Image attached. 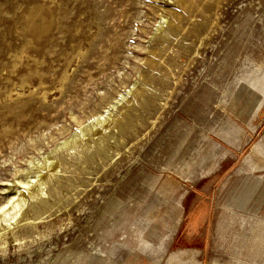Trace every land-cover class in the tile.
Masks as SVG:
<instances>
[{"label": "rangeland", "instance_id": "rangeland-1", "mask_svg": "<svg viewBox=\"0 0 264 264\" xmlns=\"http://www.w3.org/2000/svg\"><path fill=\"white\" fill-rule=\"evenodd\" d=\"M0 208V264H264V0H0Z\"/></svg>", "mask_w": 264, "mask_h": 264}, {"label": "bare ground", "instance_id": "bare-ground-1", "mask_svg": "<svg viewBox=\"0 0 264 264\" xmlns=\"http://www.w3.org/2000/svg\"><path fill=\"white\" fill-rule=\"evenodd\" d=\"M170 29V28H169ZM253 81V80H252ZM251 81V82H252ZM253 87V86H252ZM120 100V99H119ZM118 101V100H117ZM115 101V102H117ZM115 102H113L110 106V109L112 107H115L116 104ZM107 110V112H111V110ZM105 113H102L98 118H96V121L99 123L102 119L104 120L105 118ZM95 122H93L92 124H87L84 128L82 127V130H80V132H82L84 135L90 133V131H92V127L94 126ZM95 127V126H94ZM77 132V131H76ZM83 135V136H84ZM89 135V134H88ZM91 135V134H90ZM93 136V135H91ZM79 137H81V135H79V133H75L74 135H72L70 138H67L65 140H62L60 141L55 147H54V150L58 149V148H61V147H64V146H70L73 142L75 141H78ZM72 147V146H71ZM47 158V161H48V164L49 166L52 165L53 163V160L49 159L48 156H46ZM41 166H45V163L41 162L40 163ZM37 173V172H36ZM43 173V172H42ZM35 175V174H34ZM41 175V173L38 172V174H36L35 176H39ZM44 175V174H43ZM41 178L39 179L38 183L36 182V184L34 185L35 188L33 190L30 189V186L31 185H28L29 182H25V188L28 189L29 191V194L30 195L29 197L32 198V201L33 199L35 198L36 200H40L42 199L43 201V198H44V195H45V191H44V187L46 186L47 184V179L46 177L44 176H40ZM36 179H34L33 181H35ZM27 191V192H28ZM17 192H18V188H17ZM16 193V192H15ZM19 194V193H17ZM51 194V193H49ZM26 195V194H25ZM25 195L24 196H17L16 199H15V196H13L11 198V200H13V202L15 203V200H17L16 204L14 205L13 209L15 208H21L22 204L24 203L25 201ZM27 195V196H28ZM47 195V194H46ZM52 195V194H51ZM52 197V196H51ZM29 200V199H28ZM27 201V200H26ZM13 204V203H12ZM25 204H23L24 206ZM10 207V206H9ZM225 207V206H223ZM260 208V207H259ZM225 209V208H224ZM0 211H2L4 214H2V220H5V216L6 215H9V211H5L3 208H0ZM19 210H17L16 213H18ZM1 212V213H2ZM258 212V211H257ZM239 213H242V212H239ZM237 213H234L230 216L231 219H235V216H236ZM246 214V212H245ZM248 214V213H247ZM246 214V215H247ZM17 215V214H16ZM15 215V216H16ZM239 219V218H238ZM241 221H240V225L242 226L243 228V232L239 233L238 235L240 236V243H235L234 244V248L233 250L235 251V255H233L234 257H237V255L239 254V252L241 251V248L244 246V244L246 242H251V244H253V242H256V246L259 247V246H262V244L264 243V213H260V214H257V213H252V214H248L247 216H243L242 218H240ZM229 220V219H228ZM0 222H1V219H0ZM229 223V222H228ZM228 225V224H227ZM232 228V226H231ZM248 231V232H247ZM237 235V236H238ZM238 236V237H239ZM150 243V242H149ZM148 244V243H147ZM152 244V243H150ZM149 244V245H150ZM163 244V243H162ZM252 246V245H251ZM252 250V249H251ZM258 251V250H257ZM256 251V252H257ZM96 252H99V254L101 255H108V253L106 252H103L101 250H96ZM237 253V254H236ZM241 253V252H240ZM251 256V255H250ZM240 258V257H239ZM236 260V259H235ZM242 260V259H241ZM245 260V259H244ZM252 262V261H251ZM254 262V261H253ZM253 264V263H251Z\"/></svg>", "mask_w": 264, "mask_h": 264}]
</instances>
